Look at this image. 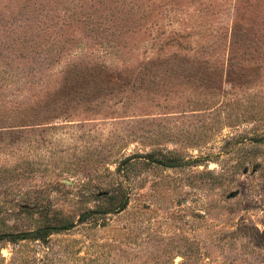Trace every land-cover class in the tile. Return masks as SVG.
Returning a JSON list of instances; mask_svg holds the SVG:
<instances>
[{
    "label": "rangeland",
    "instance_id": "obj_1",
    "mask_svg": "<svg viewBox=\"0 0 264 264\" xmlns=\"http://www.w3.org/2000/svg\"><path fill=\"white\" fill-rule=\"evenodd\" d=\"M0 264H264V0H0Z\"/></svg>",
    "mask_w": 264,
    "mask_h": 264
},
{
    "label": "trees",
    "instance_id": "obj_2",
    "mask_svg": "<svg viewBox=\"0 0 264 264\" xmlns=\"http://www.w3.org/2000/svg\"><path fill=\"white\" fill-rule=\"evenodd\" d=\"M14 116H13V118H14ZM26 117H30V116L28 114L22 115V119H26ZM23 126H25V125H23ZM141 158L144 159V161H146V163L154 164L156 166L167 167V168L184 167V166L188 165V162H186L183 158H179L176 156H167V155L163 156L162 155L161 157L155 158L152 154H146V155L142 156ZM104 195H105V198H108L110 200L115 198V196H114L115 192L114 191H105ZM126 203H127L126 201H123L122 204L117 209L124 208ZM108 213H110V212H103L102 214H108ZM96 214H98V212H96L94 210L90 211L88 213H85L84 215H82V218H80L79 221H82V223H83L90 216L93 219L94 218L93 216ZM96 221H98V219L93 220V222H96ZM59 228L67 229L68 225L64 224V225L60 226ZM59 228L48 226V227L33 230V231L22 232L20 234L8 235L6 237L8 239H12V240H18V239L23 240L26 238L37 240V239L45 238L46 236L51 234V232H53V231L55 232L56 230H60Z\"/></svg>",
    "mask_w": 264,
    "mask_h": 264
}]
</instances>
